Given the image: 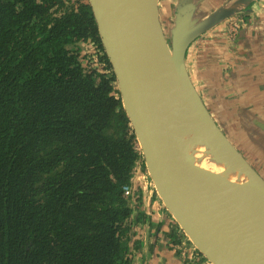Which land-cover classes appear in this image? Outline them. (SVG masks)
<instances>
[{
	"label": "trees",
	"instance_id": "16d2710c",
	"mask_svg": "<svg viewBox=\"0 0 264 264\" xmlns=\"http://www.w3.org/2000/svg\"><path fill=\"white\" fill-rule=\"evenodd\" d=\"M93 45L87 0H0V264H133L146 168Z\"/></svg>",
	"mask_w": 264,
	"mask_h": 264
},
{
	"label": "water",
	"instance_id": "95a60500",
	"mask_svg": "<svg viewBox=\"0 0 264 264\" xmlns=\"http://www.w3.org/2000/svg\"><path fill=\"white\" fill-rule=\"evenodd\" d=\"M87 1L145 175L162 205L212 264H264V171L216 123L188 61L198 37L240 8L229 9L230 2L200 14L196 0H177L172 25L164 30L159 0ZM171 107L189 112L198 135L212 138L235 162L191 150L179 138ZM255 154L260 157L259 150Z\"/></svg>",
	"mask_w": 264,
	"mask_h": 264
},
{
	"label": "crops",
	"instance_id": "0c3cea01",
	"mask_svg": "<svg viewBox=\"0 0 264 264\" xmlns=\"http://www.w3.org/2000/svg\"><path fill=\"white\" fill-rule=\"evenodd\" d=\"M173 1L172 10L170 3L168 9L169 17L172 15V18L177 0ZM246 1H195L200 14L210 13L219 6L232 2V10L244 8L235 11L237 15L232 14L234 17L228 23L236 16L246 20L233 38V33L227 29L222 30L220 23L205 31L188 52V61L192 62V68L200 82L198 89L207 107L215 114H212L213 117L217 121L222 120L218 124L223 130L227 128L229 134L236 135L237 148L242 146V149L250 151L251 156L255 157L251 162H256L257 170L264 171V0ZM165 4L163 2V7ZM159 5L161 10L160 0ZM241 11L244 13L238 15ZM253 118L259 123L251 121ZM258 150L260 157L255 154ZM132 183L138 188L135 178ZM151 193L143 187L142 201L146 211H154L150 221H143L132 228L138 246L137 249H131L134 264H182L180 256L171 247L166 236L173 226V220L160 204L159 198H151Z\"/></svg>",
	"mask_w": 264,
	"mask_h": 264
},
{
	"label": "flooded vegetation",
	"instance_id": "af4514ba",
	"mask_svg": "<svg viewBox=\"0 0 264 264\" xmlns=\"http://www.w3.org/2000/svg\"><path fill=\"white\" fill-rule=\"evenodd\" d=\"M254 1V0H252ZM250 4V2L248 3ZM243 8H240L239 10H242ZM215 10V9H214ZM213 10V11H214ZM244 13V11H241L238 13V15ZM236 14V12L234 13ZM237 15V14H236ZM246 16V15H245ZM234 16H229L227 18H225L224 20H222L220 22V24H222V30H230L231 33H233L232 38L235 36V34H237L239 32V30L245 25L243 22L246 20L245 18H241L240 16H236L234 20H232L230 23H228V20ZM163 20V19H162ZM161 20V22H162ZM246 23V22H245ZM219 24V23H218ZM163 29L165 30V26H163ZM166 32V31H165ZM204 100V99H203ZM205 103V102H204ZM206 105V103H205ZM208 105H206L207 107ZM208 108V107H207ZM211 109V108H210ZM208 108V110L210 111L211 114H214L212 110H210ZM218 113V112H217ZM219 114V113H218ZM215 116V114H214ZM216 123L218 124V121H222L221 119H218V121L215 119ZM220 127H222L220 124H218ZM253 163V162H252ZM256 162L254 161L253 166L258 169L256 166ZM135 173V171H134ZM133 173V174H134ZM137 175H135L134 178H136ZM139 179L138 181V188L134 187V184L131 182V194L130 196H128L130 199L135 200V204L137 202L139 207L137 208V210L139 212H143V214L147 217L146 220L151 219V215L154 212H149L147 213L144 202L143 200V196H142V192H143V187L150 190V192H152L151 194V198L152 196H155L156 198H159L157 196L156 191L151 190L148 186H147V180H149V177H147L144 174H140V177L137 178ZM149 185V184H148ZM151 185V184H150ZM143 186V187H142ZM140 197V199H139ZM160 200V199H159ZM152 203V201H151ZM160 204L162 205V202L160 200ZM162 207L165 209L164 205H162ZM155 209V208H154ZM149 210H151V208L149 207ZM148 210V211H149ZM156 210V209H155ZM156 211H160V210H156ZM165 211L167 212V210L165 209ZM167 214L170 215V217L173 220V226H171L168 230V232L166 233L167 238H169L170 241V245L172 248L175 249V251L178 253V255L180 256V259L182 261V264H212L211 262H209L201 253L200 251L194 246V244L190 241V239L187 237V235L184 233L183 229L180 227V225L175 221V219L171 216V214L169 212H167ZM145 220V221H146ZM142 222H139V224ZM132 262L134 264V261L132 259Z\"/></svg>",
	"mask_w": 264,
	"mask_h": 264
},
{
	"label": "bare ground",
	"instance_id": "6f19581e",
	"mask_svg": "<svg viewBox=\"0 0 264 264\" xmlns=\"http://www.w3.org/2000/svg\"><path fill=\"white\" fill-rule=\"evenodd\" d=\"M235 2L236 1H234V3ZM168 112L176 125L180 127L178 130L179 138L195 153L210 158L211 160H215L216 162L220 161L221 163L227 165L231 162H235L230 158L225 157V152L218 150L215 147L216 145L212 138L200 137L198 135L201 130L199 128L191 127V124H193L194 120L189 112H183L179 107H171L168 109ZM236 164L239 165L237 161ZM246 182L247 184L251 183L252 178H248Z\"/></svg>",
	"mask_w": 264,
	"mask_h": 264
},
{
	"label": "rangeland",
	"instance_id": "374dc122",
	"mask_svg": "<svg viewBox=\"0 0 264 264\" xmlns=\"http://www.w3.org/2000/svg\"><path fill=\"white\" fill-rule=\"evenodd\" d=\"M161 1V10H160V13H161V19H163L162 20V24H163V26H165V30H167V28L170 26V25H172V15L169 17V3H170V8H171V10H172V7H173V4H174V1L173 0H160ZM163 2H166V4L164 5V7H165V9H164V7H163ZM160 6V5H159ZM165 12H166V14H165ZM166 37L168 38V36L166 35ZM189 66H190V69L192 70V74H193V77L194 78H196V72H195V69L194 68H192V62H189ZM196 83H197V85L200 87V82H199V80H197V78H196ZM251 121H253V122H255V123H259L258 121H256L255 120V118H253V119H251ZM231 139L234 141L233 143L237 146V143H236V135H233V134H231ZM242 146L239 148V150L246 156V157H248V159H249V161L251 162V161H253V160H255V157L254 156H251V152L250 151H246V149H242ZM251 153V154H250ZM252 163V162H251ZM143 173H145V172H143ZM140 177V175H137V177L135 178L136 180H137V182L139 181V179H137V178H139ZM147 186L150 188V189H153V187H152V185H150L151 183H150V179L149 180H147ZM149 184V185H148ZM191 241V240H190ZM195 246V245H194Z\"/></svg>",
	"mask_w": 264,
	"mask_h": 264
},
{
	"label": "clouds",
	"instance_id": "9594fccd",
	"mask_svg": "<svg viewBox=\"0 0 264 264\" xmlns=\"http://www.w3.org/2000/svg\"><path fill=\"white\" fill-rule=\"evenodd\" d=\"M79 54L83 55L86 59H99V55L103 54V49H102V46H101V48L97 47L96 45L86 46V47H83L82 50H79ZM138 149H139V147H138Z\"/></svg>",
	"mask_w": 264,
	"mask_h": 264
},
{
	"label": "built area",
	"instance_id": "2783aa9c",
	"mask_svg": "<svg viewBox=\"0 0 264 264\" xmlns=\"http://www.w3.org/2000/svg\"><path fill=\"white\" fill-rule=\"evenodd\" d=\"M138 148V147H137ZM134 171H135V173H134ZM134 171H133V176H132V178H131V182L133 181V178L135 177V175L137 174V173H139V167H138V164H136L135 165V167H134ZM140 174H142L141 172L138 174V175H140ZM122 190H123V194H124V196H126V197H128V196H130V194H131V185H124L123 187H122Z\"/></svg>",
	"mask_w": 264,
	"mask_h": 264
}]
</instances>
